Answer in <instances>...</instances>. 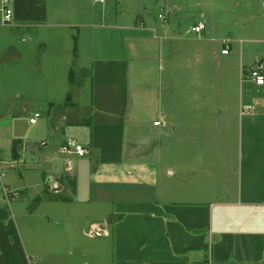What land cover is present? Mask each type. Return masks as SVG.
<instances>
[{
  "label": "crops",
  "instance_id": "obj_1",
  "mask_svg": "<svg viewBox=\"0 0 264 264\" xmlns=\"http://www.w3.org/2000/svg\"><path fill=\"white\" fill-rule=\"evenodd\" d=\"M12 7L13 21L8 25L15 32L29 34L31 29L49 25V0H13ZM85 26L91 28L92 52L86 77L77 87L85 85L90 91L88 121L82 122L88 131L83 145L87 154L62 151L70 143L78 144L67 136V118L45 121L43 129L47 125L60 134L52 147L37 127L44 114L36 110L29 120L22 116L29 103H47L49 119L57 107L52 96L45 94L51 87L48 81H52L46 59L31 58L29 63L23 59L20 64L28 65L30 71L35 67L28 88L0 92V186L2 183L9 200L0 198V264H33V259L43 257L49 258L45 264H70V260L58 259L73 255L74 249L70 245L67 254L64 235L47 228L54 220L61 226L81 223L82 237L90 240L106 238L107 264H264V90L259 89L264 84L245 76L246 65L241 63V100H247L232 111L239 122L217 108L212 113L221 118L216 117L214 126L212 115L201 130L205 145H213L214 137L221 136L215 153L159 155L160 162H167L162 168L156 161L131 169L126 153L129 130L136 139L155 137L160 144V136L170 129L177 131L180 125L164 109L157 108L156 115L154 107L156 96L158 107L164 96L173 97L174 73L167 70L164 75L163 70L154 76L158 57L153 49L158 42L142 35L147 34L144 21L135 27H121L119 46L117 32L107 38L110 32L98 25ZM165 26L160 28L163 33ZM19 45L23 52L28 50ZM228 48L224 56L234 47ZM44 71L38 77V72ZM71 76L69 72V82H73ZM71 97L64 87L62 107ZM243 105H254V109L241 115ZM36 113L40 116L30 122ZM155 121L160 124L155 126ZM145 129L157 135L144 133ZM190 134L195 139L196 129ZM14 140L17 159L12 156ZM231 149H237V154ZM69 155L77 157H66ZM73 181L74 196L67 197L64 192H72ZM82 189L84 199L79 195ZM88 206L97 216H92ZM103 206L108 208L105 216L98 211ZM84 216H89L88 220L75 219ZM78 260V264H103Z\"/></svg>",
  "mask_w": 264,
  "mask_h": 264
},
{
  "label": "rangeland",
  "instance_id": "obj_2",
  "mask_svg": "<svg viewBox=\"0 0 264 264\" xmlns=\"http://www.w3.org/2000/svg\"><path fill=\"white\" fill-rule=\"evenodd\" d=\"M49 11V25L31 29L29 34L23 31L15 32L10 25L0 26V92L10 89L15 92L23 91L25 87V89L28 88L30 83L28 77L34 75L35 67L30 71L28 65L20 64L23 59L28 63L31 62V58L32 60L38 58L42 62L46 59L47 70L51 74L52 81H48L47 85L50 84L51 87L45 89V94L48 97L52 96L57 107L49 119L47 110L50 107L47 103L43 105L29 103L27 112L22 116L29 120L36 110L44 114L39 119L37 127L42 128L43 135L47 137L52 147L55 146V140L60 137L58 136L60 134L50 131L47 125L43 129L45 121L57 122L62 117L67 118L64 128L68 138L75 139L82 146L87 143L88 131L83 127L82 122L85 119L88 121L90 91L85 85L77 87L86 77L90 51L92 52L91 28L86 27V24H95L102 28L101 30L110 32L105 35L107 38L108 36L111 38L117 32L116 39L119 46V39L123 38L120 35L121 27L125 25L135 27L144 21L147 34L142 35H150L158 42L153 49L155 58L158 57L153 66V74L157 77L160 71L165 70L164 75H167V70H170L174 73L171 82L174 83L175 89L173 97L164 96L159 107L157 106L158 96L154 98L155 114L157 115V108L164 109L180 125L177 131L170 129L160 136V144H157L155 137L139 136L136 139L132 136V130H129L126 153L131 169L145 163L154 164L156 161L160 164L159 168H162L161 166L167 162H160L159 155L169 156L177 152L206 156L213 150L215 153V150L220 148V145L216 144L221 136L214 137L213 145H205L201 130L212 115H214V126L215 119L221 118L220 115L216 116L212 113L217 108H223L227 114L230 113L231 121L236 120L232 111L235 112L240 103L247 100H241V63L250 68L257 65L260 60H264V0H105L104 4L95 0H49ZM199 23L205 24V29L201 33L193 30V27ZM102 24L104 27L101 26ZM162 25H166L165 33L160 29ZM109 26L115 28H108ZM140 32L143 33V31ZM12 42L15 44L14 48H12ZM34 42L37 43L34 44ZM19 44H23L28 50L23 52V47L20 49ZM224 44L228 46L232 44L234 47L228 56L222 54ZM17 49L22 53H18ZM96 52L97 49H94V53ZM18 71L21 73L19 74ZM69 72L73 82L68 80ZM41 73L38 72V77L43 76L45 71ZM19 75H21L20 79ZM168 81L166 80L164 90H167ZM64 87L72 94V100H65L66 107H62L60 101ZM259 89L264 90V86ZM160 92L162 93V89ZM262 95L259 92V98ZM236 122L239 121L236 120ZM192 129H196L197 132L195 139L190 134ZM147 132L157 135L156 131L145 129L144 133ZM183 133L187 134L182 135ZM58 145L61 146V144ZM70 146H72L71 143ZM230 152L237 154V149H231ZM66 157L76 158L77 156ZM6 192L1 183L0 198H4L8 203ZM83 193L82 189L79 195L84 199L86 196ZM64 195L74 196L69 190L65 191ZM10 196L12 207L16 211L12 201L13 194ZM88 209L93 214V208L88 206ZM98 211L100 215L102 214L101 216H105L108 208L103 206ZM67 214L68 217H72L71 211ZM88 218L89 216H84L75 219L88 220ZM20 223L23 227L22 222ZM83 227L87 229L88 225L85 224ZM47 228L64 235L63 244L66 245L67 254L70 245L74 249L73 255L69 253L67 256L59 257V260L64 262L70 260V264H78L79 258L87 263L102 261L103 264H107L109 262L106 238L93 241L82 237L81 223H74V226H61L54 220ZM83 249L84 252H82ZM48 259L36 258L32 263L45 264Z\"/></svg>",
  "mask_w": 264,
  "mask_h": 264
},
{
  "label": "built area",
  "instance_id": "obj_3",
  "mask_svg": "<svg viewBox=\"0 0 264 264\" xmlns=\"http://www.w3.org/2000/svg\"><path fill=\"white\" fill-rule=\"evenodd\" d=\"M101 3H105V0H96ZM13 0H0V26H5L13 21ZM205 29L204 23H199L198 25L193 27V30L197 33H201ZM229 48L228 45L222 50V53H228ZM245 74V73H244ZM245 76L250 77L256 84L262 85L264 84V63L257 64L247 70ZM254 108L252 105H243L241 107V115L249 114ZM40 116L39 113H36L33 118L30 119V122H35L36 118ZM160 124V121H155L154 125L157 126ZM63 151L65 152H74L79 156H84L88 153L87 149L81 145L73 144L72 146L64 147Z\"/></svg>",
  "mask_w": 264,
  "mask_h": 264
},
{
  "label": "trees",
  "instance_id": "obj_4",
  "mask_svg": "<svg viewBox=\"0 0 264 264\" xmlns=\"http://www.w3.org/2000/svg\"><path fill=\"white\" fill-rule=\"evenodd\" d=\"M262 63H264V60H260L259 62H257V64H262ZM251 67H253V66H251ZM243 69H244L243 73H245V75H246L248 68L244 67ZM12 156L15 159H17L19 157V153L17 151V142L15 140L13 142V147H12ZM70 186L72 188V192L74 193L75 192V183H74V181L71 182ZM44 191L45 192L47 191L46 188L44 189Z\"/></svg>",
  "mask_w": 264,
  "mask_h": 264
},
{
  "label": "water",
  "instance_id": "obj_5",
  "mask_svg": "<svg viewBox=\"0 0 264 264\" xmlns=\"http://www.w3.org/2000/svg\"><path fill=\"white\" fill-rule=\"evenodd\" d=\"M73 144H75V143H73Z\"/></svg>",
  "mask_w": 264,
  "mask_h": 264
}]
</instances>
